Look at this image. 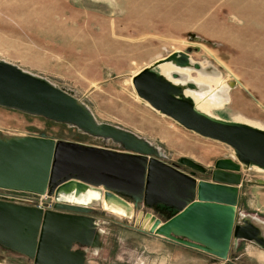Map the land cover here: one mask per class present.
<instances>
[{
	"label": "water",
	"instance_id": "95a60500",
	"mask_svg": "<svg viewBox=\"0 0 264 264\" xmlns=\"http://www.w3.org/2000/svg\"><path fill=\"white\" fill-rule=\"evenodd\" d=\"M187 51L133 76L139 96L186 129L230 146L236 157L214 168L184 157L185 172L164 160L148 140L100 123L72 93L0 60V106L78 127L121 150L41 136L0 137V188L47 195L53 208L0 199V246L35 264H86L98 249V207L135 220L134 228L228 261L241 241L264 250V219L243 210L242 170H264V129L215 118L200 108L209 87L190 77L203 72ZM172 68L158 70L162 65ZM210 72V69H206ZM206 95V96H204ZM215 95V94H214ZM213 95V96H214ZM196 172L207 173L208 180ZM264 185V180H258ZM97 208H96V206ZM143 205L150 211H137Z\"/></svg>",
	"mask_w": 264,
	"mask_h": 264
},
{
	"label": "rangeland",
	"instance_id": "374dc122",
	"mask_svg": "<svg viewBox=\"0 0 264 264\" xmlns=\"http://www.w3.org/2000/svg\"><path fill=\"white\" fill-rule=\"evenodd\" d=\"M189 47L192 61L205 69L190 70L189 75L209 87L206 95L212 93L200 108L207 103L208 110H202L215 118L264 129V0H0V60L72 93L98 122L148 140L162 151L165 161L178 165L187 157L214 168L218 159L236 157L232 148L159 113L139 96L133 83L135 73L169 52ZM166 68L172 67L157 69ZM42 134L122 149L112 139L96 138L76 126L0 106V137ZM180 168L190 172L186 166ZM244 172L264 180V170L258 167ZM258 190L264 202V185ZM10 193L25 194L45 206L53 201L47 195ZM98 210L102 245L90 249L89 257L97 253L102 264H139L141 237L127 226L134 227L135 220ZM140 210L150 211L143 205ZM257 253L260 261L240 262L264 264V252L257 249ZM32 261L0 246V264Z\"/></svg>",
	"mask_w": 264,
	"mask_h": 264
},
{
	"label": "crops",
	"instance_id": "0c3cea01",
	"mask_svg": "<svg viewBox=\"0 0 264 264\" xmlns=\"http://www.w3.org/2000/svg\"><path fill=\"white\" fill-rule=\"evenodd\" d=\"M153 11L150 13L155 14L156 9ZM242 174L243 181H246L245 185L242 186L241 184L239 186L241 189L240 193L242 196L243 210L246 213L264 218V202L258 198V193L260 192L258 188L262 185L257 183L258 180L262 179L249 178V175L244 172V170H242ZM197 178L206 180L210 179L208 177H201L199 175H197ZM127 226L133 229L134 232L141 237L140 244L138 245L139 248L137 249V251H139V264H244L243 261L240 262V260L255 258L257 261H260V259L257 257V249L264 252L263 249L251 242L241 241L239 243L238 250L233 249L230 259L228 261H224L217 259L216 257L204 251L178 244L151 233L139 231L131 225ZM127 240L129 239L126 237L122 241V244L124 245L123 255L126 253L125 245ZM106 252H108L107 256H109L108 249ZM96 254L97 253H95V256L92 254L93 256L91 257H89L88 254L86 264H102L103 261L99 260L98 255ZM32 262V264H35L34 261ZM122 262H125L124 258Z\"/></svg>",
	"mask_w": 264,
	"mask_h": 264
},
{
	"label": "built area",
	"instance_id": "2783aa9c",
	"mask_svg": "<svg viewBox=\"0 0 264 264\" xmlns=\"http://www.w3.org/2000/svg\"><path fill=\"white\" fill-rule=\"evenodd\" d=\"M5 190H7V191H5ZM0 191H2V192H0V199H5L8 201L22 203V204H26V205H34V206L41 207L44 209L53 208V202L49 206H45V204H42V203H34V199L27 197V195L24 196L25 194H23V196H19V194L10 193L13 190L0 188ZM18 192L27 193V194L30 193V192H23V191H18ZM38 196L43 197L44 195H38Z\"/></svg>",
	"mask_w": 264,
	"mask_h": 264
},
{
	"label": "flooded vegetation",
	"instance_id": "af4514ba",
	"mask_svg": "<svg viewBox=\"0 0 264 264\" xmlns=\"http://www.w3.org/2000/svg\"><path fill=\"white\" fill-rule=\"evenodd\" d=\"M178 165H179L180 167H181V166H184V165H182V164H180V163H179ZM188 169H189L190 172L193 171V170H191L190 168H188ZM196 174H197V175L201 174V175H206V176H207V173H199V172H196ZM0 192H2V191H0ZM19 196H23V195H19ZM24 196H26V195H24ZM27 197H30V196H27ZM48 197H49V196H48ZM30 198L33 199V197H30ZM49 198H50V197H49ZM51 199H52V198H51ZM52 202H53V201H52ZM15 203H17V202H15ZM19 204H22V203H19ZM31 206H34V205H31Z\"/></svg>",
	"mask_w": 264,
	"mask_h": 264
},
{
	"label": "bare ground",
	"instance_id": "6f19581e",
	"mask_svg": "<svg viewBox=\"0 0 264 264\" xmlns=\"http://www.w3.org/2000/svg\"><path fill=\"white\" fill-rule=\"evenodd\" d=\"M134 75H136V73H135ZM134 75H133V76H134ZM208 105H209V104H207V103H203V104L201 105V109L207 111V110H208Z\"/></svg>",
	"mask_w": 264,
	"mask_h": 264
}]
</instances>
